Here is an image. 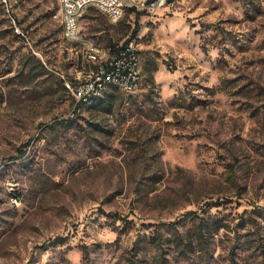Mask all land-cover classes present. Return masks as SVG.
I'll return each mask as SVG.
<instances>
[{
    "label": "rangeland",
    "instance_id": "374dc122",
    "mask_svg": "<svg viewBox=\"0 0 264 264\" xmlns=\"http://www.w3.org/2000/svg\"><path fill=\"white\" fill-rule=\"evenodd\" d=\"M260 1L92 5L74 40L0 0V264H264ZM130 39L139 88L79 98Z\"/></svg>",
    "mask_w": 264,
    "mask_h": 264
},
{
    "label": "built area",
    "instance_id": "2783aa9c",
    "mask_svg": "<svg viewBox=\"0 0 264 264\" xmlns=\"http://www.w3.org/2000/svg\"><path fill=\"white\" fill-rule=\"evenodd\" d=\"M5 1V0H4ZM114 0H58L59 10L63 20V33L67 39H79V23L78 19L82 15L83 11L89 6H95L98 9L106 13L108 18L112 22H117L121 18H118L117 10L110 9V2ZM132 1L136 10H155L162 4H173L172 1L165 0H121ZM264 3V0L260 1ZM16 29L18 27L16 26ZM92 48V43H90ZM110 70L125 71V78H116L118 80V89L125 93H132L136 91L140 86V54L137 48L135 39H131L122 48L118 55L111 56V65H102L99 76H93V79L89 80V84L82 87L83 91L78 93V97L85 99V93L88 90L99 89L103 86V79L109 78ZM68 87L73 90L72 87ZM81 89V90H82ZM14 201H16L14 199Z\"/></svg>",
    "mask_w": 264,
    "mask_h": 264
},
{
    "label": "bare ground",
    "instance_id": "6f19581e",
    "mask_svg": "<svg viewBox=\"0 0 264 264\" xmlns=\"http://www.w3.org/2000/svg\"><path fill=\"white\" fill-rule=\"evenodd\" d=\"M165 1H172V0H165ZM174 1H194V0H174ZM121 3H122L121 0H114V1L110 2V7L114 9L116 6H119ZM128 4H129V6H131V7L134 8V5L132 4V1H128ZM262 5H263V8H264V3H262ZM96 49L97 48H93V47L92 48H89L88 59H90L91 62L97 61V53H96L97 50ZM102 65H111V55L110 54H109V58L105 62L99 64V66H97V68H95L96 69V72L94 71L95 73H94L93 76H99V74L101 72ZM116 78H125V71L110 70L109 71V78L103 79V86L100 87L99 89L88 90L85 93V99H84V101L87 100L86 102H88V100H90L91 98L97 97L105 89H107L109 85L118 88V80H116ZM91 79H93V77L90 78V79H88V82H86L85 85L89 84V80H91ZM69 82H66L67 87H68V85L70 86V83Z\"/></svg>",
    "mask_w": 264,
    "mask_h": 264
},
{
    "label": "trees",
    "instance_id": "16d2710c",
    "mask_svg": "<svg viewBox=\"0 0 264 264\" xmlns=\"http://www.w3.org/2000/svg\"><path fill=\"white\" fill-rule=\"evenodd\" d=\"M129 9H130L131 11H136L138 14H144V13H145V10H136V9L133 8V7H129ZM138 29H139V24L136 23V25H135L134 28L132 29L131 36L134 37V36L136 35V33L138 32ZM130 40H131V39H130ZM128 41H129V40H128ZM128 41L125 42V43H123V44H121V45H115V44L109 45V46L107 47V50L110 52L109 54H110L111 56H116V55H118L119 52H120V50H121L122 48H124V46L128 43ZM108 87H111V85H109ZM112 87H114V86H112ZM94 98H96V97H94ZM78 102H79V103H78V106H80L81 103L83 102V100H80V101H78Z\"/></svg>",
    "mask_w": 264,
    "mask_h": 264
}]
</instances>
